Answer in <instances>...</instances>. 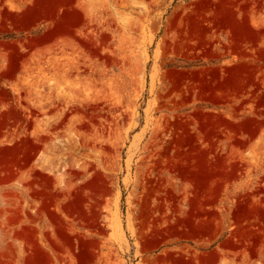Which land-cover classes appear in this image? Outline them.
Segmentation results:
<instances>
[{
	"label": "rangeland",
	"instance_id": "374dc122",
	"mask_svg": "<svg viewBox=\"0 0 264 264\" xmlns=\"http://www.w3.org/2000/svg\"><path fill=\"white\" fill-rule=\"evenodd\" d=\"M0 264H264V0H0Z\"/></svg>",
	"mask_w": 264,
	"mask_h": 264
}]
</instances>
